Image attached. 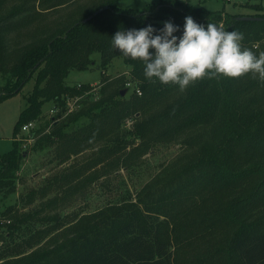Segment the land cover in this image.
I'll list each match as a JSON object with an SVG mask.
<instances>
[{"label": "trees", "instance_id": "obj_1", "mask_svg": "<svg viewBox=\"0 0 264 264\" xmlns=\"http://www.w3.org/2000/svg\"><path fill=\"white\" fill-rule=\"evenodd\" d=\"M120 1L0 0V103L35 80L15 126L14 148L0 155L1 194L16 189L26 154L18 144L22 127L37 121L47 102L58 103V119L67 99L87 95L92 86L70 87L66 78L92 70L97 54L104 71L100 98L83 104L81 99V109L55 122L50 132L51 119L32 133L35 150L56 147L61 161L90 156L22 201L33 205L40 198L45 212H55L101 178L105 186L163 148L180 151L153 181L167 182L164 191L149 188L136 202L102 207L49 255L25 264H264V82L252 74L205 77L180 91L175 84L149 81L143 62L123 56L111 43L118 30L149 24L161 29L169 20L182 30L184 18L192 16L242 32V45L259 54L264 20L239 21L244 15L226 13L225 6L209 11L188 1L162 0L143 10L120 8ZM261 12L245 16L264 19ZM118 57L129 66V79L106 75ZM132 85L133 93L123 96ZM183 251L195 254L193 260L180 259Z\"/></svg>", "mask_w": 264, "mask_h": 264}, {"label": "rangeland", "instance_id": "obj_2", "mask_svg": "<svg viewBox=\"0 0 264 264\" xmlns=\"http://www.w3.org/2000/svg\"><path fill=\"white\" fill-rule=\"evenodd\" d=\"M160 1L162 0H121L118 5L123 9L143 10L150 6H157ZM180 1H188L193 5L204 4L209 11L221 10L225 6L227 12L224 11L233 15L245 16L264 11V0H238V4L226 3L224 0ZM93 58L96 65L92 70L72 71L66 78V84L70 87L92 86L87 95L82 97V104L87 100L89 101L87 103H92L100 98L99 91L103 84L104 71L100 66V55H94ZM129 72L130 68L125 60L118 57L111 62L106 75H109L111 79L121 75L128 78ZM34 84L35 80H32L20 94L0 103V155L9 153L14 148L15 126L22 111L27 107L25 96L31 93ZM133 89L132 85L131 90L126 94L128 97L133 93ZM81 107L82 105L79 104L76 111H79ZM54 108H58V103L53 101L43 106L42 114L37 121H34L37 128L53 117L51 111ZM132 122L131 120L132 125L126 126H133L134 122ZM127 127L124 128L129 129ZM18 144L26 154L17 170L16 189L8 190L3 194L0 192V264H25L38 261L44 252L47 251L49 255L53 251V245L64 236L71 234L73 227L85 222L91 213L112 203L136 202L137 196L144 194L149 188L153 191L161 188L164 191L167 182L162 183V180L153 183V181L162 169L160 166L171 161L180 152L179 147L163 148L155 157L149 158L146 164L137 169L130 172L123 170L118 178L111 179V183L105 181L104 185L107 183L105 186H102L101 178L92 186L87 185L86 191L72 198L70 204L60 206L55 212H45L42 206L45 202L42 199L38 198L35 204L28 205L22 201V195L26 196L31 190L40 188L47 179L66 172L78 161L84 163L85 157H89L90 153L85 155L82 153L67 161H61L56 147L35 150L34 143L18 142ZM54 196L55 194L51 195V197ZM5 211L7 214L4 215ZM177 256L183 261H192L195 254L183 251Z\"/></svg>", "mask_w": 264, "mask_h": 264}, {"label": "clouds", "instance_id": "obj_3", "mask_svg": "<svg viewBox=\"0 0 264 264\" xmlns=\"http://www.w3.org/2000/svg\"><path fill=\"white\" fill-rule=\"evenodd\" d=\"M243 40L242 32L221 23H198L192 16L184 18L182 30L169 20L161 29L149 24L118 30L111 37L114 49L143 62L149 81L175 84L180 91L205 77L252 74L264 82V52L244 47Z\"/></svg>", "mask_w": 264, "mask_h": 264}, {"label": "built area", "instance_id": "obj_4", "mask_svg": "<svg viewBox=\"0 0 264 264\" xmlns=\"http://www.w3.org/2000/svg\"><path fill=\"white\" fill-rule=\"evenodd\" d=\"M226 2H237L238 0H225ZM138 94L141 95V92L138 91ZM82 97H78V98H72V99H67V107L65 108V110H63V113L61 115L60 118L56 119L58 117V114L60 113L59 112V108H54L52 109L51 111V114H53V117L50 118L51 119V123L47 129V132H50L52 126L55 124V122H59L60 120H62L63 118H65L66 116L76 112V108H78L79 106V103L81 101ZM36 122H30V123H27L25 124L22 129H21V133L18 135V140L19 141H22V142H28V143H35V137L32 136V133L37 130V126L35 124ZM128 125H132L130 124L131 123V120L127 121ZM133 123V122H132ZM27 137V139H26ZM22 138V139H21Z\"/></svg>", "mask_w": 264, "mask_h": 264}, {"label": "water", "instance_id": "obj_5", "mask_svg": "<svg viewBox=\"0 0 264 264\" xmlns=\"http://www.w3.org/2000/svg\"><path fill=\"white\" fill-rule=\"evenodd\" d=\"M105 9H108V7H105V8H103V9H100L99 11H97V12L95 13V15H98L100 12H102V11L105 10ZM91 19H92V17H89V18L86 19L84 22H87V21H89V20H91ZM237 20H239V21H262V20H264V19H262V18H258V17L244 16V17H238ZM127 92H128V90H124V91L122 92V95L125 96V95L127 94Z\"/></svg>", "mask_w": 264, "mask_h": 264}, {"label": "crops", "instance_id": "obj_6", "mask_svg": "<svg viewBox=\"0 0 264 264\" xmlns=\"http://www.w3.org/2000/svg\"><path fill=\"white\" fill-rule=\"evenodd\" d=\"M238 2V1H237Z\"/></svg>", "mask_w": 264, "mask_h": 264}]
</instances>
